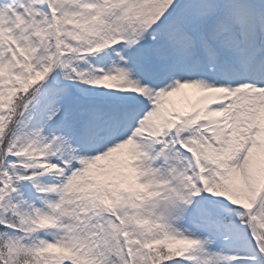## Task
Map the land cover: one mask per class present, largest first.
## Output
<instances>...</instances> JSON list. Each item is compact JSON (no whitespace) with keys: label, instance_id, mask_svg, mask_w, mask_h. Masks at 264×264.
I'll return each mask as SVG.
<instances>
[{"label":"snow or ice","instance_id":"6c2138e0","mask_svg":"<svg viewBox=\"0 0 264 264\" xmlns=\"http://www.w3.org/2000/svg\"><path fill=\"white\" fill-rule=\"evenodd\" d=\"M0 264H264V0H0Z\"/></svg>","mask_w":264,"mask_h":264}]
</instances>
